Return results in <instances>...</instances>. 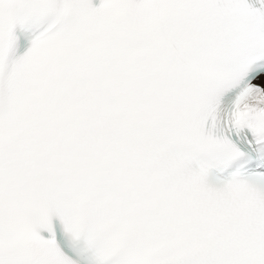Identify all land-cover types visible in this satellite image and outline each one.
I'll list each match as a JSON object with an SVG mask.
<instances>
[{
    "label": "snow or ice",
    "instance_id": "1",
    "mask_svg": "<svg viewBox=\"0 0 264 264\" xmlns=\"http://www.w3.org/2000/svg\"><path fill=\"white\" fill-rule=\"evenodd\" d=\"M0 264H264V0H0Z\"/></svg>",
    "mask_w": 264,
    "mask_h": 264
}]
</instances>
